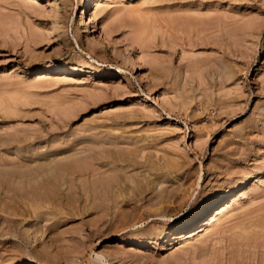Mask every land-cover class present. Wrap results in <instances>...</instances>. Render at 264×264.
Here are the masks:
<instances>
[{"label":"rangeland","instance_id":"374dc122","mask_svg":"<svg viewBox=\"0 0 264 264\" xmlns=\"http://www.w3.org/2000/svg\"><path fill=\"white\" fill-rule=\"evenodd\" d=\"M28 263L264 264V0H0V264Z\"/></svg>","mask_w":264,"mask_h":264},{"label":"bare ground","instance_id":"6f19581e","mask_svg":"<svg viewBox=\"0 0 264 264\" xmlns=\"http://www.w3.org/2000/svg\"><path fill=\"white\" fill-rule=\"evenodd\" d=\"M95 6H98L96 5V3L94 4ZM95 10H96V7H95ZM81 15H80V25H82V27H84V30L83 32L86 33V30L88 29V23H86L87 20H89L90 22V17L86 18V14L83 12V10H81ZM94 11V10H93ZM93 13V12H92ZM94 15V13L92 14ZM93 17V16H92ZM90 25V24H89ZM82 32V33H83ZM135 63L141 65L140 63V58L138 56H135ZM135 64V65H136ZM134 68H137L136 66H134ZM121 159V158H120ZM119 161V160H118ZM169 167V166H168ZM79 169V168H78ZM154 170V169H153ZM161 172V171H160ZM159 173V172H158ZM157 174V173H156ZM252 177V176H251ZM250 178V176L246 177V178H243V179H239V180H236V181H233V182H230V187H235V186H240V185H243L247 182V180ZM148 181V180H147ZM227 181V180H226ZM230 181V180H229ZM209 183H207L208 185ZM197 187L199 188L200 187V182L198 183ZM223 188V185H219L218 186H215V187H209L207 189H205L204 191L200 192L197 194V197L195 199H193V201L191 202V205L189 206L188 209H186V214L187 216L185 215H182V216H178L179 214H182L179 213L177 214L176 218L173 219V223L171 224V228L174 230V229H177L180 227V225H182L184 223V221L188 220V219H191L195 216H197L198 214H201L203 212V210L205 208H207L212 201L215 200V198L217 197L218 193L222 190ZM243 196V195H242ZM171 220V219H169ZM139 227L141 226H137L136 224L133 225L131 227V230H136L138 229ZM174 239L178 238L179 236L178 235H174L173 236ZM149 242V241H148ZM151 243V242H150ZM102 258L101 257H98V263H102L103 259L101 260ZM29 264V263H28Z\"/></svg>","mask_w":264,"mask_h":264}]
</instances>
